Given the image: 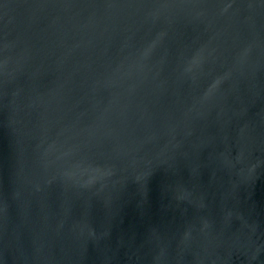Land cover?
Listing matches in <instances>:
<instances>
[{
    "label": "water",
    "instance_id": "1",
    "mask_svg": "<svg viewBox=\"0 0 264 264\" xmlns=\"http://www.w3.org/2000/svg\"><path fill=\"white\" fill-rule=\"evenodd\" d=\"M0 264H264V0H0Z\"/></svg>",
    "mask_w": 264,
    "mask_h": 264
}]
</instances>
